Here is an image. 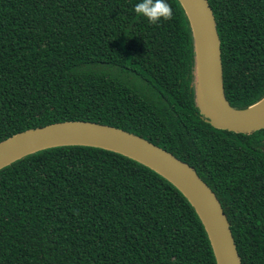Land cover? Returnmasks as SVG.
<instances>
[{"label":"trees","instance_id":"1","mask_svg":"<svg viewBox=\"0 0 264 264\" xmlns=\"http://www.w3.org/2000/svg\"><path fill=\"white\" fill-rule=\"evenodd\" d=\"M137 0H0V141L62 121L139 135L217 196L241 264H264V128L211 125L196 104L187 15ZM234 108L264 97V0H208ZM0 264H216L188 200L119 153L57 146L0 169Z\"/></svg>","mask_w":264,"mask_h":264},{"label":"water","instance_id":"2","mask_svg":"<svg viewBox=\"0 0 264 264\" xmlns=\"http://www.w3.org/2000/svg\"><path fill=\"white\" fill-rule=\"evenodd\" d=\"M192 30L195 49V99L211 125L233 132L264 128V106L232 107L224 94L220 39L208 0H178ZM90 146L124 155L169 181L192 205L211 245L216 264H241L227 217L211 188L186 163L127 130L92 121H62L18 132L0 141V169L40 150Z\"/></svg>","mask_w":264,"mask_h":264},{"label":"clouds","instance_id":"3","mask_svg":"<svg viewBox=\"0 0 264 264\" xmlns=\"http://www.w3.org/2000/svg\"><path fill=\"white\" fill-rule=\"evenodd\" d=\"M134 11L150 23H156L161 19H170L173 15L167 0H137Z\"/></svg>","mask_w":264,"mask_h":264},{"label":"bare ground","instance_id":"4","mask_svg":"<svg viewBox=\"0 0 264 264\" xmlns=\"http://www.w3.org/2000/svg\"><path fill=\"white\" fill-rule=\"evenodd\" d=\"M264 106V99L262 101H260L255 107H253L254 109L255 108H260V107H263Z\"/></svg>","mask_w":264,"mask_h":264}]
</instances>
